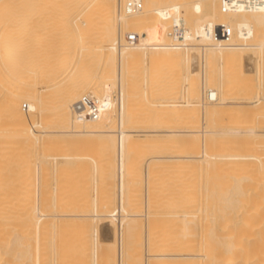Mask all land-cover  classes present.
Wrapping results in <instances>:
<instances>
[{
    "label": "bare ground",
    "instance_id": "6f19581e",
    "mask_svg": "<svg viewBox=\"0 0 264 264\" xmlns=\"http://www.w3.org/2000/svg\"><path fill=\"white\" fill-rule=\"evenodd\" d=\"M235 1L246 4L250 0ZM128 2H134L133 11H126ZM223 3L224 0H177L166 5L164 0H0V264H21L24 259H31L33 264H89L86 262L90 259V264H141L142 248L145 264L147 257L158 258L156 264H171L174 259L181 264H264V0H256L255 9L225 12ZM186 8L199 14L207 12L208 22L229 12L232 13L226 16L233 19L237 16L233 13L238 11L244 14L243 32L236 40L218 43L194 40L181 31V26L201 21L181 17L178 13ZM247 11L255 14L256 22L250 26L247 24L252 17L246 19ZM169 31L172 36H168ZM129 34H136L140 43L129 45ZM185 39V47L171 45L172 41ZM150 65L152 71L157 67L156 74H160L155 80L156 88L146 79L151 82L149 85L147 81L148 88L155 89L150 92H157L155 99L145 89V80L142 82L148 78L142 77L143 71L151 69ZM82 95L100 103L96 120L81 118L73 111ZM213 95L215 99L210 101ZM152 99L158 113H153V105L149 107L153 108L151 113L145 114L150 109L146 111L142 105ZM192 122L196 126L175 127ZM152 138L169 141L155 159L162 166L156 173L173 166L168 171H175L185 160L192 162L194 171L199 170L192 172L197 174L195 184L205 178L204 196L210 201L211 191L214 202L212 197L218 193V199L225 197L229 214L226 218L238 214L235 219H220L212 209L220 221L212 217L214 213L204 217L205 212L204 218L198 217L201 222L195 220L198 215L190 222L186 219L189 224L185 227H189L184 228L188 232L183 233H187L184 236L189 244L184 254L172 249L177 247L176 241L169 238L184 239L179 238L182 232L178 235L184 217L176 222L178 233L175 227L169 228L175 230L167 237L163 227V231L159 228L161 224L152 225L161 231L155 234L151 224L156 221L139 222L137 213L127 214L130 207L129 211L122 208L128 199L129 182L139 180L134 179L139 169L144 167L146 172L153 165L148 154L140 150V141ZM178 150L186 154H178ZM80 156L83 167L76 160ZM141 156L147 157L143 167L145 157L141 162ZM185 162L183 168L179 164L178 171L185 169ZM158 163L150 172L159 170ZM58 166L67 172H83L93 186L88 193L102 205L98 208L93 200L88 199L95 207L84 201L78 230L63 234L67 240L72 237V244L65 243V249H54L56 218L52 213L60 203L59 191L53 193L57 190L56 179L48 195L46 190V182L51 183ZM200 169L204 171L203 178L199 176ZM146 178L145 184L150 182ZM65 182L70 187L71 182ZM84 193L85 197L87 192ZM114 199L117 214L111 212L114 202H110ZM160 202L158 205L164 206L162 199ZM147 203L148 208L151 204ZM86 204L90 208L92 205L93 211ZM217 204L220 208L221 202ZM224 210L221 213L225 218ZM71 213L65 209L64 220H75L69 217ZM48 236L54 239L53 248ZM154 237L158 238L157 244L152 241ZM153 242L159 245V253L154 256L146 253Z\"/></svg>",
    "mask_w": 264,
    "mask_h": 264
},
{
    "label": "rangeland",
    "instance_id": "374dc122",
    "mask_svg": "<svg viewBox=\"0 0 264 264\" xmlns=\"http://www.w3.org/2000/svg\"><path fill=\"white\" fill-rule=\"evenodd\" d=\"M174 1H177V0H164V4L166 3V4H172V2H174ZM182 1H190V2H192L193 0H182ZM165 4V5H166ZM262 4V6L261 7H263V4L264 3H261ZM262 11H263V13H264V9H262ZM232 12H229L228 13V15H227V13H225V16H216L215 17V19H214V21L212 22V21H210V22H208V21H205V19H207V17L208 16H206L205 14H207V12H203V13H201V14H199L198 12H196L195 10H193L192 8H186L185 10H183L182 12H179L178 14H180L181 15V17H183V18H185V19H187V21H192V20H199L200 19V21L201 22H199V23H189V24H183V26H181V31L182 32H184V33H187L188 35H191V37H192V39H194V40H204V41H209V42H215V43H218V42H221V41H226V40H236L237 38H236V36L238 35H240L241 36V34H242V32H243V28H242V24L244 23L243 22V19L241 18L242 16H244V14L241 16V14L240 13H238V11L237 12H234L233 14H234V16L237 14V16H235L234 18H236V19H229L227 16H229V14H231ZM204 14V15H203ZM179 15V16H180ZM208 15V14H207ZM223 15V14H222ZM227 15V16H226ZM245 15H246V19H248V18H251L250 20H248L249 22H248V26H250V24L251 25H253L255 22H256V20H254L253 21V16L255 15L254 13L252 14L251 13V11H247V13H245ZM206 17V18H205ZM227 17V18H226ZM204 20V21H203ZM153 65H155V63L153 64ZM153 65H152V67H153ZM146 67H147V65H146ZM145 67V68H146ZM151 69H149V68H147V70L149 69V72H151V74L150 73H148L147 72V70H145V71H143V74H145V75H143L142 77H147V75H148V78H145V79H143L142 80V82L145 80V83H144V85L146 84L147 85V81L148 80H151L152 81V83L151 82H149L148 81V84L149 85H153V82H154V85H153V87L154 88H156L155 87V82L157 81L156 79H157V77L160 75H158V74H156V73H158V70H157V67L156 68H154V69H156L155 71L153 70L152 71V67H151V65L149 66ZM155 67V66H154ZM151 70V71H150ZM185 70V69H184ZM144 72H146V73H148V74H146V73H144ZM153 72H155V74H154V76L156 77V78H154L153 77ZM184 73H186V70L185 71H183ZM151 75V76H150ZM157 75V76H156ZM216 75L219 77L218 79V81H220L221 80V76L218 74V71H216ZM149 76L150 77H152V79H150L149 78ZM146 79H148V80H146ZM156 80V81H155ZM151 83V84H150ZM149 85H147V88L145 87V89H151L152 91H153V87L151 88V87H149L148 88V86ZM143 88V87H142ZM144 89V88H143ZM155 90V89H154ZM148 92H150V90L148 91ZM153 92H155V91H153ZM154 94V93H153ZM152 94V92H150V95H153ZM155 95V94H154ZM156 95H157V92H156ZM156 95L153 97V96H151V98H153V99H155L156 98ZM151 100L150 102L152 103V105H150L151 103H144V105H142V106H144L143 107V109L144 110H148V109H150L149 107L150 106H153L154 105V111L155 112H153V110H152V112L153 113H155L156 114V112L158 111L157 110V106L155 107V105H156V102H155V104H154V100ZM6 100V102H8L7 101V99H5ZM153 101V102H152ZM181 104V103H180ZM132 105H134V104H132ZM138 105V104H137ZM136 105V106H137ZM177 106V108L178 109H181V107H179V106H181V105H179L178 103L176 104ZM179 105V106H178ZM135 106V105H134ZM134 106H132V108L134 107ZM135 106V107H136ZM147 107H148V109H147ZM156 108V109H155ZM164 108H167V107H164ZM163 108V109H164ZM136 109V108H135ZM151 109H153V108H151ZM151 109H150V111L149 112H145V114L146 113H151ZM134 110V109H133ZM143 110V111H144ZM160 110V109H159ZM135 111V110H134ZM158 113V112H157ZM154 115V114H153ZM193 123V122H192ZM185 124V125H181V124H176L175 125V127L176 128H178V129H184V128H186V127H188V126H191V127H194V126H196V123H193V124ZM197 124H199L198 126H200L201 124L198 122ZM177 125H179V126H177ZM181 125V126H180ZM184 126V127H183ZM183 127V128H182ZM137 143H139V141H135V144H137ZM140 150H141V152L142 153H145V154H148V155H146V156H148L149 157V160L151 161V162H153L152 164L154 165V163L156 164V163H158V162H156L155 161V159L158 157L157 155H159L160 153H162V146H164V145H168L169 144V141H164V140H160V139H157V138H152L151 140H149V141H143V142H141L140 141ZM186 150V148H184V151ZM180 151V152H179ZM183 150L181 151V150H178V154H186L187 153V151H185L184 152ZM181 152H183V153H181ZM177 154V155H178ZM73 157L72 158H74L75 157V155H72ZM142 158L140 159V161L142 162L143 160H144V157L143 156H141ZM147 157H145V160L143 161V165H142V167L144 166V164H145V162L147 161V159H146ZM76 160L78 161V163L80 164V166L81 167H83V159H82V157L80 156V157H77L76 158ZM185 161H187V160H185ZM185 161H183V162H179V164H180V167H181V165H182V167L181 168H183V164H184V162ZM151 162H150V164H151ZM188 162V161H187ZM187 162H185V169L187 170V167H188V170L186 171L185 169H183L184 170V172H183V170L182 169H180L179 171H178V169L180 168L179 167V164H178V168H177V170H175V171H168L169 169H171V168H173V167H171V168H169L168 170H167V168L166 169H164L163 168V170H167V171H164L165 172V174H163V170L161 171V173L159 174V173H156V172H158V171H160V167H162L161 166V164H160V162L158 163V164H160V166L158 167L159 168V170H157V171H155L154 169L158 166L157 164V166H155L154 165V167H153V165H150L151 167L149 168H147V170L150 172L151 170V168H154V169H152V171L154 170L155 172H150V173H152L153 175H156V176H153V175H151L148 171H146V172H148L147 173V176H145L146 175V172H145V170H144V167L143 168H141L142 169V172L140 171L141 169H139L138 171H137V174H135L136 176H135V180L136 179H139L140 180V182H139V180H136V181H134V182H129V185L128 186H130L129 188H132L131 190H129V188H128V191H127V202L129 203V201H130V203H129V205H128V203L126 202V207L125 206H123L122 205V208H125L126 209V211H129V207H130V209L132 210V212H131V210L129 211V212H127V214H131V215H135L136 213L138 214V215H136L137 217H136V219H138V221L139 222H144V221H147V220H149V223H154V221H156L154 224H151V226L152 225H156L157 226V224H161L160 225V230L161 231H163V230H165V231H163L164 232V234H166L167 235V237H169V236H171V233H172V231H174L176 228H177V226L175 227V225H178L179 226V224L178 223H180L181 221H182V217H184L183 218V221L184 222H182V223H180V226H182V224L184 225L183 226V228H181L180 226H179V234L178 235H180L181 233L180 232H182V234L183 235H180L179 236V238L181 237V238H184V239H182V241H181V239H178L177 238V236H173V237H176V238H173L172 236L171 237H169L170 239L172 238L174 241H176V246L177 247H175V248H172V249H174L175 251H176V253H177V251L178 252H180L181 254H184L186 251H187V245L189 244L188 242H187V240L185 239V237L186 238H188L187 236H184V235H186V234H184L185 232H188L187 230V228L189 227L188 225V227L186 226L185 227V224L186 223H188L189 224V222L190 221H192L196 216L195 215H198L197 216V219H195V220H198V217H202V218H204V217H206V216H211V213H216L218 216H219V218L221 217L222 219H235V217L238 215V214H236V216L234 217V214H233V216L232 217H230V218H226V217H228V215L229 214H227V210H226V203H224V201H225V197H221V196H219V199H218V196H217V194L216 195H213V197L212 198H214V202H213V200L211 201V191L209 192L210 194H208L207 196L209 197V199H210V201L208 200V198H206L204 195H205V193H203L204 192V188L202 189V187L204 186L203 184L205 183V181H204V179L202 180L201 179V181H199V180H197V181H199L200 183H201V185H200V183L199 184H197L198 185V189L195 187V183H198V182H196V175L197 174H195V173H192V172H197V173H199L198 171H194V169H193V167L190 165L192 162H190V163H187ZM148 163V162H147ZM187 163V164H186ZM177 164H176V166H177ZM192 167L191 169H193V171L189 168V165ZM188 165V166H187ZM58 170H56V172L54 173V175L52 176V178L50 179L51 180V183H49L50 181L48 180H46L47 182H46V186L48 187L46 190H47V195L49 194L48 193V191L49 192H51L52 191V189H51V184L53 183V182H55V179H56V182L54 183V187H57V190H54V192L53 193H58V191H59V195H60V199L59 198H57L58 199V201H60V203L58 204V206L56 207V209H53V213L52 214H54V215H52L54 218H56V224H55V229H56V238H55V242H57L56 243V245H54L55 244V242L51 239V236H48V241L49 240H51L52 242L50 243V246L53 248V245L55 246L54 247V249L57 247H59V248H64L65 249V247L67 246H65V243L66 244H72V241H71V239H72V237L70 236H68V240H67V238H66V241H65V238L63 237V234L65 235V234H68V233H74L75 232V230H78V225L80 224V216H82L81 215V211H82V209H83V206L85 205V202H87V203H89L90 202V204H92L91 203V201L93 200V197L91 196V194L90 193H88V191H90L91 189H92V185L90 184V181L88 182V180H87V177L85 176V175H83V172H81L80 174H78V173H76L74 170H71V171H69V172H67V171H64V170H61L60 169V167L58 166ZM63 168V167H62ZM157 168V169H158ZM175 168V169H176ZM89 169H90V167H89ZM88 169V170H89ZM189 169H190V171H189ZM61 170V171H60ZM201 171H200V174H199V176H200V178L202 177H204L203 176V170L202 169H200ZM138 172H140V173H138ZM167 172V173H166ZM182 172V173H181ZM191 172V173H190ZM154 173H156V174H154ZM170 173H172V174H170ZM179 173V174H178ZM172 176V177H170V175ZM181 174V176H179ZM194 174H195V176H194ZM138 175V176H137ZM163 175V176H162ZM191 175V176H190ZM151 176V177H150ZM186 176V177H185ZM199 176H197V178H199ZM147 177V178H146ZM155 178V179H153V178ZM158 177L160 178V179H158ZM166 177V178H165ZM170 177V178H169ZM178 177V178H177ZM89 178H90V176H89ZM140 178H142V179H140ZM145 178L148 180V181H150V182H147L146 184L144 183V180H145ZM149 178H151V179H149ZM156 178L158 179L157 181H156ZM184 178H186V180L184 179ZM195 178V179H194ZM133 179V178H132ZM164 179V180H163ZM182 180L181 182H178V180ZM188 179V180H187ZM192 179H193V182H192ZM141 180H143V182L141 181ZM169 180H171V181H169ZM65 181H70L71 182V185H70V187H71V189H70V187L69 186H67V184H66V182ZM133 181V180H132ZM158 182V184L156 183V182ZM165 181V182H164ZM184 181V185H183V187H182V182ZM188 181H189V183L190 184H188ZM185 182H187V183H185ZM204 182V183H203ZM212 182V181H211ZM211 182H209V184L211 183ZM162 185H161V184ZM168 183V184H167ZM176 183V184H175ZM213 183V182H212ZM47 184H49V185H47ZM135 186H134V185ZM137 184V185H136ZM141 184H142V186H141ZM153 184V185H152ZM155 184V185H154ZM179 186H178V185ZM188 184V185H187ZM148 185V186H147ZM149 185H150V187H149ZM175 185H177V186H174ZM196 185V186H197ZM210 185H212V184H210ZM50 186V187H49ZM139 186V187H138ZM154 186V187H153ZM157 186V187H156ZM161 186V187H160ZM170 186V187H169ZM216 186H217V183H216ZM135 187V188H134ZM140 188V189H138V188ZM146 187V188H145ZM149 187V188H148ZM160 187V188H159ZM178 187V188H177ZM193 187V188H192ZM213 188L215 187V185L214 186H212ZM154 188V189H153ZM172 188V189H171ZM217 188V187H216ZM54 189H56V188H54ZM81 189V190H80ZM133 189L134 190H136L137 191V189H138V192L136 193V191H134V193H133ZM145 189H149L148 191L147 190H145ZM175 189V190H174ZM183 189V190H182ZM188 189V193H187V190ZM212 189V188H211ZM211 189H209V190H211ZM215 189V188H214ZM218 189V188H217ZM71 190V191H70ZM143 190V191H142ZM154 190V191H153ZM168 190H170V191H168ZM172 190V191H171ZM70 191V192H69ZM131 191V192H130ZM140 191V192H139ZM156 191V192H155ZM166 191H168V192H166ZM178 191V192H177ZM196 191V192H195ZM197 191H199V192H197ZM80 192V193H79ZM84 192H87L86 193V195L88 194V196L89 197H87L86 195H85V197H87V199L84 197V195L83 194H85ZM91 192V191H90ZM130 192V193H129ZM143 192V193H142ZM145 192H148L147 194H146V197H145ZM161 192V193H160ZM170 192H172V193H170ZM174 192V193H173ZM152 193H155V194H152ZM157 193V194H156ZM130 194H132V195H130ZM143 195V196H141V195ZM170 194V195H169ZM175 194H177V195H175ZM179 194V195H178ZM187 194V195H186ZM200 194V195H199ZM207 194V193H206ZM214 194V193H213ZM70 195V196H69ZM82 195H83V197H82ZM133 195H135V197H131V196H133ZM138 195H139V197H138ZM148 195H150V197L148 196ZM153 195V199H154V201H158L159 202V204L161 203L160 202V200L162 199V203L164 204V206H160V205H158V202H154L153 200H151L152 199V196ZM155 195V196H154ZM191 195V196H190ZM196 195H198V196H195ZM201 195H203V198L205 199L206 198V200L207 201H203V198H202V196ZM211 195V196H210ZM90 196H91V198H90ZM167 196V197H166ZM173 196H175V197H173ZM183 196V197H182ZM190 196V197H189ZM216 196V197H215ZM136 197H138L137 199H136ZM161 197V198H160ZM167 199H165V198ZM171 197V198H170ZM178 197H179V199H178ZM197 197L199 198V200L197 199ZM200 197H201V199H200ZM83 198V199H82ZM142 198V199H141ZM146 198V199H145ZM148 198H149V200H148ZM155 198H157V200L155 199ZM158 198H160V200H158ZM170 198V199H169ZM175 198V199H174ZM222 198V200H220ZM88 199H91V201H89ZM131 199V200H130ZM133 199H135V200H133ZM165 201H164V200ZM171 199H172V201H171ZM174 199V200H173ZM182 199V200H181ZM215 199H217L216 200V203H217V201H219V202H221V206H220V208L218 207V204L216 205V203H215ZM188 200H189V202H188ZM85 201V202H84ZM96 201V200H95ZM140 201V202H139ZM143 201V202H142ZM174 201V202H173ZM177 201V202H176ZM181 201V203H179ZM222 201H223V203H222ZM92 202H94V200L92 201ZM114 202V203H113ZM146 202V203H145ZM147 202H150V207L152 206V204H154L151 208L150 207H148L147 208V206L149 205ZM152 202V203H151ZM167 202V203H166ZM210 202V203H209ZM213 202V204H211ZM95 203V205H97V207L99 208V206L98 205H101L100 204V201L98 202V204H96L97 203V201L96 202H94ZM110 203H113V204H111V212H113V213H115L117 210H118V205H117V200H115L114 199V201H112V202H110ZM139 205H138V204ZM166 203V204H165ZM173 203H174V205H173ZM185 203V204H184ZM190 203H192V204H190ZM215 203V204H214ZM83 204V205H82ZM130 204H132V205H130ZM141 204V205H140ZM148 204V205H147ZM169 204H171V205H169ZM204 204V205H203ZM82 205V206H81ZM87 205V204H86ZM89 205V204H88ZM87 205V207H89ZM93 205V204H92ZM92 205H91V208H92ZM136 205V206H135ZM145 205H147L146 207H145ZM162 205V204H161ZM185 205V206H184ZM195 205V206H194ZM212 205H214V208H211V206ZM215 205L218 207L217 209L215 208ZM94 206V205H93ZM102 206V205H101ZM100 206V207H101ZM116 206V207H115ZM157 207L156 209H155V207ZM166 206H167V208H166ZM172 206H174V208H171ZM176 206V207H175ZM193 208H192V207ZM200 206V207H199ZM224 206H225V210H224ZM95 207V206H94ZM132 207V208H131ZM140 207V208H139ZM154 207V208H153ZM186 207V208H185ZM197 207V208H196ZM208 207V208H207ZM213 207V206H212ZM90 208V207H89ZM91 208L89 209L90 211H93V210H91ZM98 208L96 209V210H98ZM113 208H114V210H113ZM146 208H147V211H146ZM161 209V210H159V209ZM188 208V209H187ZM195 208V209H194ZM199 208V209H198ZM208 209L209 211L210 210H212L213 209V211L214 212H212V211H207L206 209ZM211 208V209H210ZM65 209H69L70 211H72V213L69 215V217H76V219L75 220H73V219H70V221L69 222H67V220H64V218L66 217V215L64 214V210ZM92 209H94V208H92ZM101 209V208H100ZM140 209H142V210H140ZM155 209V210H154ZM172 209V210H171ZM181 209H183V210H181ZM189 209H192V210H189ZM202 209H203V211H202ZM221 209H223L224 211H222L223 213L224 212H226V213H224L225 214V218H224V215L222 216V213H221ZM137 210V211H136ZM171 210V211H170ZM176 210V212H174ZM187 210V211H186ZM206 210V211H205ZM220 210V211H219ZM230 210V209H229ZM160 211H161V213H160ZM179 211V212H178ZM184 211V212H183ZM198 211H201V212H198ZM231 211H234V209L232 210L231 209ZM230 211V212H231ZM57 212V213H56ZM75 212H77L76 214H75ZM118 212V211H117ZM117 212L115 213V214H117ZM131 212V213H130ZM134 212V213H133ZM147 213V215H146V217H145V214ZM159 212V213H158ZM191 212V213H190ZM200 213V214H197V213ZM205 212V214H203V216H202V213H204ZM207 212H209V215H207ZM229 212V213H230ZM89 213H91V212H89ZM167 213H169V215H167ZM188 215H187V214ZM215 213L213 214V218H215L216 219V222H218V221H220V220H217V218H218V216L217 215H215ZM234 213H236V212H234ZM139 214H141L140 215V217H139ZM143 214V215H142ZM190 214H191V216H190ZM149 215H151V216H149ZM170 215H171V217H170ZM172 215H177V219H176V217L175 216H173L174 217V219L175 220H179L180 219V221H175L174 219H173V217H172ZM183 215V216H182ZM187 215V216H186ZM214 215L217 217H214ZM231 215V214H230ZM142 216V217H141ZM158 216L160 217V218H158ZM168 216V217H167ZM186 216V217H185ZM189 216H190V218H189ZM79 217V219L77 220V218ZM139 217V218H138ZM234 217V218H233ZM164 218V219H163ZM168 218H169V220L171 219V221H169L168 220ZM193 218V219H192ZM218 218V219H219ZM220 218V219H221ZM140 219V220H139ZM147 219V220H146ZM160 219V220H159ZM189 221H187V220ZM205 219H207V218H205ZM204 219V220H205ZM208 219H211L210 217L208 218ZM142 220V221H141ZM151 220V221H150ZM201 220L202 219H200L199 218V220H198V222L200 221L201 222ZM162 221V222H161ZM187 221V222H186ZM67 222V227H65V223ZM164 222V223H163ZM175 222V223H174ZM176 222H178L177 224H176ZM205 222H208V220H205ZM168 223H170L171 225L170 226H168L167 224ZM174 223V224H173ZM114 224L116 225V222L114 221ZM173 226V227H172ZM116 227V226H115ZM114 227V228H115ZM153 227V226H152ZM156 228V227H153L152 228V230L154 231V233L156 232V233H158L160 230H159V228ZM162 227H163V230H162ZM175 227V229L173 230V229H170L169 230V228H174ZM187 229H185V228ZM180 228L181 229H183L182 231H180ZM237 228H238V226H237ZM157 231H156V230ZM186 231H185V230ZM236 230V229H235ZM160 231V232H161ZM169 231H170V233H169ZM183 231H184V233H183ZM162 232V233H163ZM176 232H177V229H176ZM177 232V233H178ZM155 233V234H156ZM175 233V232H174ZM177 233H175V234H177ZM159 234V233H158ZM168 234H169V236H168ZM182 236H184V237H182ZM50 237V238H49ZM53 238V237H52ZM62 238H64V239H62ZM167 239V241H169L170 239ZM156 237H154V240L152 239V241H155L156 242V240H158V238L156 239ZM178 240V241H177ZM185 240V241H184ZM61 241H63L64 243H62ZM69 241V242H68ZM182 243H181V242ZM155 242H153L154 243V245H153V243H152V245L150 246V248H147V251H149V252H147L146 251V253H148V254H152L153 253V256L155 255V254H158L159 253V249L157 250V247L159 246H157L156 244H157V242H156V244H155ZM177 242H178V244H177ZM186 242V243H185ZM169 243V242H168ZM180 243V244H179ZM53 244V245H52ZM173 245H174V243H172ZM185 244V245H184ZM187 244V245H186ZM58 245V246H57ZM181 245V246H180ZM49 246V245H48ZM74 246V245H73ZM117 246V245H116ZM157 246V247H156ZM76 247V246H75ZM174 247V246H173ZM180 247H181V250H180ZM48 248H50V247H48ZM52 248H50V250L52 249ZM154 248V250H152V249ZM184 249H186V251H184V253H182L183 252V250ZM157 250V251H156ZM49 251V250H48ZM154 251V252H153ZM117 252V251H116ZM143 252V253H142ZM156 252V253H155ZM158 252V253H157ZM178 254V253H177ZM139 256L142 258V261H141V264H145V260H144V258H145V248H142L140 251H139ZM150 256V255H149ZM51 258V257H50ZM148 258V260L146 259V263L147 264H150L151 262H150V258H151V261H152V263H154V264H156V263H158L156 260H158V258H156V260L155 259H153V257H147ZM180 257H178V260H180V261H182V259L180 258ZM90 259V258H89ZM88 259V260H89ZM177 259V258H176ZM49 260H51V259H49ZM185 260V262H188V260H186V258L184 259ZM183 260V261H184ZM90 261H91V259L89 260V262H86V263H89L90 264ZM150 262V263H148V262ZM156 261V262H155ZM174 261V262H173ZM172 262L173 263H171V264H181V263H177V262H179V261H177V260H173ZM177 261V262H176ZM52 262H49V264H51ZM151 263V264H152ZM160 263H161V260H160ZM21 264H33V263H31V259H29V260H23L22 262H21ZM183 264H185V263H183ZM187 264V263H186Z\"/></svg>",
    "mask_w": 264,
    "mask_h": 264
},
{
    "label": "built area",
    "instance_id": "2783aa9c",
    "mask_svg": "<svg viewBox=\"0 0 264 264\" xmlns=\"http://www.w3.org/2000/svg\"><path fill=\"white\" fill-rule=\"evenodd\" d=\"M256 8V0H250L246 4H240L235 0H224L222 9L223 12L230 11V10H238V9H255ZM127 12L133 11L135 9L134 2H128L125 6ZM168 36H172V33L169 31ZM126 41L129 45H138L139 38L136 34H129L126 38ZM172 46L177 47H185L187 45V39L180 40V41H172ZM210 101L215 99L214 95L209 96L208 98ZM100 103L93 99L90 96L82 95L73 105V111L76 113L77 116L81 118H88L91 120H96L100 115Z\"/></svg>",
    "mask_w": 264,
    "mask_h": 264
}]
</instances>
